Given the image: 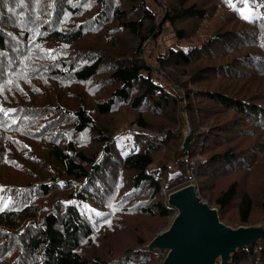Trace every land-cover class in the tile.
Returning a JSON list of instances; mask_svg holds the SVG:
<instances>
[{
  "label": "trees",
  "instance_id": "16d2710c",
  "mask_svg": "<svg viewBox=\"0 0 264 264\" xmlns=\"http://www.w3.org/2000/svg\"><path fill=\"white\" fill-rule=\"evenodd\" d=\"M252 3L0 0V264H160L145 246L173 215L174 173L233 227L264 221V0ZM230 264H264V234Z\"/></svg>",
  "mask_w": 264,
  "mask_h": 264
},
{
  "label": "water",
  "instance_id": "95a60500",
  "mask_svg": "<svg viewBox=\"0 0 264 264\" xmlns=\"http://www.w3.org/2000/svg\"><path fill=\"white\" fill-rule=\"evenodd\" d=\"M191 140L192 132L184 138L183 150ZM167 204L176 215L145 246L164 253L160 264H230L240 249L259 243L264 234V222L236 228L221 222L218 209L199 196L193 177L168 193Z\"/></svg>",
  "mask_w": 264,
  "mask_h": 264
},
{
  "label": "rangeland",
  "instance_id": "374dc122",
  "mask_svg": "<svg viewBox=\"0 0 264 264\" xmlns=\"http://www.w3.org/2000/svg\"><path fill=\"white\" fill-rule=\"evenodd\" d=\"M152 8H154V11H155V13L158 15L159 13H161L162 12V7H160V5L158 4V3H152ZM222 9H219L217 12H216V18H221V15H222ZM255 11L256 10H253L252 11V13L251 14H254L255 13ZM215 18V19H216ZM203 26L201 27L202 28V31H201V34H200V36H201V40L202 39H204L205 38V36H207L208 35V32L209 31H211L213 28H214V25L212 24V22L211 21H205L203 24H202ZM170 36V28H168V27H164L163 29H162V32H161V35H160V41H162V38L164 39V38H167V37H169ZM159 45H157V46H155L154 48H149V50H148V53H149V55H150V57L148 58V62H149V64L150 65H154L155 64V62H154V55L156 54V52L159 50ZM157 78L158 79H162V74H159L158 73V75H157ZM183 113H185V111L183 110ZM127 117H129L130 118V116L128 115ZM118 126H119V128H120V137H121V139L119 140V142H118V144L120 145V149H119V154L121 155L122 154V156H125V155H127V154H129V153H131L132 151H134L135 150V148L136 147H133V145H134V139H131V138H129L130 136H131V134L128 132V129H127V120L124 118V117H120V120H119V122H118ZM189 133H188V128H187V130L185 129L184 131H183V135H184V138L186 137V135H188ZM183 141H184V139H183ZM190 177H192L190 174H189V177H188V175L187 176H183L181 173H174L173 175H171V177H170V179H169V181H168V183L165 185V187L163 188V190H162V193L163 194H165V196H166V203H167V195H168V193L169 192H171L172 190H175V189H177V188H179V187H182V186H184L185 184H187V182H188V179L190 178ZM196 182V181H195ZM197 185V184H196ZM197 190H198V188H197ZM198 194H199V191H198ZM199 196H200V194H199ZM201 197V196H200ZM202 199H203V201L204 202H207L206 200H204V198L203 197H201ZM208 203V202H207ZM209 204V203H208ZM168 205V204H167ZM210 205V204H209ZM211 206V205H210ZM211 208H216V207H212L211 206ZM172 211H173V215L170 217V218H168L169 220H168V222H167V224L163 227V229H161V230H159L158 232H160V231H162V230H164V229H166L169 225H170V223H171V221H172V219H173V217L176 215V211L174 210V209H172ZM218 214H219V212H218ZM219 218H220V216H219ZM221 220V219H220ZM221 222H223L224 224H226V225H229V226H231V227H233L232 225H230L229 223H227L225 220L224 221H222L221 220ZM261 222H264V221H261ZM261 222H258V223H261ZM258 223H255V224H258ZM251 225H254V224H250V225H241V226H251ZM239 227V226H238ZM233 228H236V227H233ZM157 232V233H158ZM157 233H156V235H157ZM155 235V236H156ZM154 236V237H155ZM152 240V239H151ZM150 240V241H151ZM149 241V242H150Z\"/></svg>",
  "mask_w": 264,
  "mask_h": 264
},
{
  "label": "snow or ice",
  "instance_id": "6c2138e0",
  "mask_svg": "<svg viewBox=\"0 0 264 264\" xmlns=\"http://www.w3.org/2000/svg\"><path fill=\"white\" fill-rule=\"evenodd\" d=\"M240 3H242L245 6H249L251 5V7H255V4L252 3V0H239ZM243 15V13H242ZM248 18V17H245ZM4 116H10L11 115V110L8 111H4L3 112ZM2 191V190H0ZM7 201L5 200V198L3 196H0V211H3L5 209V207L7 206ZM106 223H110V221H106Z\"/></svg>",
  "mask_w": 264,
  "mask_h": 264
},
{
  "label": "bare ground",
  "instance_id": "6f19581e",
  "mask_svg": "<svg viewBox=\"0 0 264 264\" xmlns=\"http://www.w3.org/2000/svg\"><path fill=\"white\" fill-rule=\"evenodd\" d=\"M263 196V195H262Z\"/></svg>",
  "mask_w": 264,
  "mask_h": 264
}]
</instances>
